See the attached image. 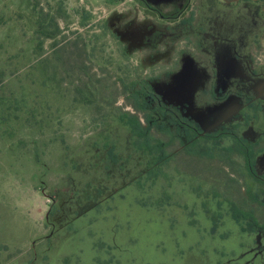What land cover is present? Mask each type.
I'll return each instance as SVG.
<instances>
[{"label": "rangeland", "instance_id": "374dc122", "mask_svg": "<svg viewBox=\"0 0 264 264\" xmlns=\"http://www.w3.org/2000/svg\"><path fill=\"white\" fill-rule=\"evenodd\" d=\"M144 1L0 0V264H264V230L246 231L216 201L197 196L188 177L148 178V156L115 115L98 127L77 107L57 120L53 103L44 114L37 99L32 116L43 125L29 121L25 109L1 123L3 102L27 96L37 40L46 49L52 43L35 27L51 32L53 18L65 36L85 38L97 67L125 81L160 78L152 82L155 92L205 133L232 122L238 106L215 105L229 93L244 103L261 95L264 109L262 70L254 71L255 88L242 81L245 87L237 82L223 92L229 70L220 62L241 60H220L217 41L200 61L195 57L197 37L210 32L201 28L209 19L202 0ZM224 46L220 41L218 48ZM205 55L214 56L215 75L211 68L206 74L214 59ZM260 116L246 137L264 138ZM257 165L264 177V154Z\"/></svg>", "mask_w": 264, "mask_h": 264}, {"label": "trees", "instance_id": "16d2710c", "mask_svg": "<svg viewBox=\"0 0 264 264\" xmlns=\"http://www.w3.org/2000/svg\"><path fill=\"white\" fill-rule=\"evenodd\" d=\"M140 1L145 6L146 2ZM50 26L51 32L39 23L35 27L40 37L47 33L43 38L52 43L46 49V41L37 40L38 56L30 66L27 96L22 101L12 98L3 102L4 126L11 113L22 109L29 121L43 125L44 120L37 122L32 116L38 110L32 105L37 99L44 114L53 103L51 118L57 120L77 107L91 113L98 127L108 125L115 115L129 128L133 145L148 156V178L168 179L169 172L188 177L197 196L216 201L218 211L246 223V231L264 230V178L256 171L257 159L264 154L260 147L264 138L252 141L244 135L264 112L262 103L248 101L246 109L229 125L205 133L198 123L178 107L166 104L155 92L152 82L160 78L140 76L125 81L93 64L83 36H65L54 18ZM60 99L65 103L62 106L57 104ZM204 208L211 212L207 202Z\"/></svg>", "mask_w": 264, "mask_h": 264}, {"label": "crops", "instance_id": "0c3cea01", "mask_svg": "<svg viewBox=\"0 0 264 264\" xmlns=\"http://www.w3.org/2000/svg\"><path fill=\"white\" fill-rule=\"evenodd\" d=\"M207 0H205L206 2ZM217 5L214 7V10H211L210 6L205 3V12H207V19L203 21L201 28L210 27V32L205 33L204 36H196L199 41L197 42L196 50L200 52L195 53V57L199 60L198 57H203L202 53H210L211 51L209 43H217V50L219 55L217 56L220 60H228L230 58H238L241 62L234 61H226L220 62V68H225L228 71V83L224 90L229 92L234 84L237 82L248 81V83H256V78L252 76V67H251V58H250V50L254 43L259 42L260 45L264 44V1L262 0H239L237 4L234 6L228 5L220 0H216ZM215 20V21H214ZM205 22V23H204ZM202 29V30H203ZM204 31V30H203ZM203 33V32H202ZM200 33V34H202ZM230 37V38H229ZM231 39V40H230ZM222 41L224 44H228L227 47H222L219 49V43ZM208 48V49H207ZM213 53V51H212ZM205 57H211L214 60L211 62V66H206V74L208 70V74L211 75V71H213V75L215 69V58L214 56L205 55ZM182 58V56H181ZM200 58V59H201ZM197 60V61H198ZM181 61V60H180ZM200 61V60H199ZM199 63V62H198ZM233 64V65H231ZM205 66V64L203 63ZM218 67V65H217ZM242 68V71L237 73L232 71V68ZM211 68V71H210ZM181 70V66L177 68L176 74ZM244 76V77H243ZM208 79L204 82V88L208 84ZM217 87L216 81L214 82ZM264 84V82H263ZM220 91V92H221ZM236 105L238 106L236 110H233L231 115L233 119L239 115L236 113H241L245 108V103L234 94H230L228 99L215 105ZM213 105V104H212ZM258 163V162H257ZM258 166V165H257ZM256 166V170H257ZM255 208V207H253ZM250 233V232H249ZM258 232H252L251 234H257ZM264 255V254H263ZM264 261V260H263Z\"/></svg>", "mask_w": 264, "mask_h": 264}, {"label": "flooded vegetation", "instance_id": "af4514ba", "mask_svg": "<svg viewBox=\"0 0 264 264\" xmlns=\"http://www.w3.org/2000/svg\"><path fill=\"white\" fill-rule=\"evenodd\" d=\"M203 2H201L202 3V5H201V8L204 10V8H205V3L206 4H208V6H210V8H211V10H214V7H216V5H217V1L216 0H207L206 2H205V0H202ZM221 2H224V3H226V4H228V5H232V6H234L235 4H237L238 3V1L239 0H220ZM252 1V0H251ZM255 1H257V0H255ZM262 1H264V0H262ZM240 2V1H239ZM203 6V7H202ZM204 16H206V15H204ZM260 43H261V41H259ZM259 42L257 43H254L253 44V46L251 47V50H250V58H251V67H252V69H251V71H252V76L254 77V78H256V80H258V76L256 77V76H254V71L256 70V73H257V75L259 74V73H262V72H259L260 70H262L263 72H264V64L262 65V64H259V62L262 60V58H264V44H262V45H260L259 44ZM262 63V62H261ZM261 80V79H260ZM259 80V81H260ZM258 81H256V83H257ZM256 83H254V86H253V88H255V86H256ZM241 84H243V87H245V84H244V82H241ZM250 84V83H249ZM237 87V85L236 84H234L233 86H232V89H235ZM238 88V87H237ZM232 91V90H231ZM254 94H252V95H256V93L255 92H253ZM230 94H234L236 97H238V98H240L241 100H242V97H240L238 94H235V93H230ZM264 94V93H263ZM257 96V95H256ZM260 97H257V98H255V99H252V100H248V101H251L250 103H256L257 101L258 102H260V103H263L262 101V99H261V95H259ZM228 99V97H226L223 101H225V100H227ZM248 101H247V103H245V108L242 110V112L246 109V106L247 105H249V103H248ZM263 111H264V109H263ZM242 112L239 114V115H237V116H240L241 114H242ZM236 116V117H237ZM247 132V131H246ZM246 136V135H245ZM248 138V137H247ZM250 139V138H249ZM250 140H252V141H257V140H253V139H250ZM258 160H259V158L257 159V162H258ZM256 166H257V163H256ZM257 171V170H256ZM257 174H258V172H257ZM259 175V174H258ZM260 176V175H259ZM260 177H262V176H260ZM262 178H264V177H262Z\"/></svg>", "mask_w": 264, "mask_h": 264}]
</instances>
